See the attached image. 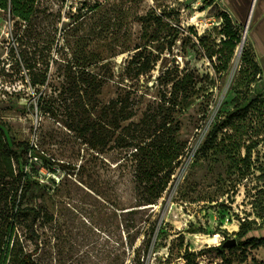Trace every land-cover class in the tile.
<instances>
[{
    "label": "rangeland",
    "instance_id": "obj_1",
    "mask_svg": "<svg viewBox=\"0 0 264 264\" xmlns=\"http://www.w3.org/2000/svg\"><path fill=\"white\" fill-rule=\"evenodd\" d=\"M138 1L144 17L152 8L145 18L135 16L142 24L131 13L117 14L83 46L70 39L78 30L68 20L37 14L25 24L0 9V125L14 150L21 142L38 144L61 164L30 161L39 176L32 181L53 187L44 201L54 221L41 230L38 256L43 264L122 261L126 227L136 219L139 264H186L187 253L191 264H264V246L240 247L264 231V86L256 52L248 39L228 59L222 41L229 14L220 0ZM88 71L100 81L90 101L100 110L129 98L134 123L169 100L189 103L176 113L187 145L181 164L158 205L135 216L126 213L135 193L125 138L116 133L103 153L93 154L68 127H77L84 103L78 90L86 86L67 76ZM215 128L218 138L208 143ZM85 162L82 182L62 166ZM243 224L252 231L241 239ZM215 236L217 243L206 244ZM232 240L233 250L224 246ZM223 246L224 256L215 250Z\"/></svg>",
    "mask_w": 264,
    "mask_h": 264
},
{
    "label": "trees",
    "instance_id": "obj_2",
    "mask_svg": "<svg viewBox=\"0 0 264 264\" xmlns=\"http://www.w3.org/2000/svg\"><path fill=\"white\" fill-rule=\"evenodd\" d=\"M0 9L26 23H29L33 16L29 0H0ZM224 23L226 40L222 41V47L227 52L228 59H231L241 43V26L227 14L224 15ZM197 37L196 34V40L200 43ZM213 55H210L211 60ZM72 58L75 59V56ZM62 62L68 66L74 65L73 59H64ZM257 71L262 74L260 67H257ZM96 76L98 75L82 74L81 77H75L69 74L67 76L68 79L75 80V83L78 81L86 86L85 89L78 90L79 93L83 92L84 103L78 107L75 114L77 127H68L79 132L81 141L88 146L85 151L93 154L103 153L116 133L119 137L125 138L124 159L126 169L133 176L135 193V207L126 213L135 216L143 207L148 209L158 205L181 164L187 145L180 139L181 122L176 113L186 109L189 103L185 99L179 103L169 100L163 107L154 110L152 115L149 114L151 109H148L143 118L138 123H134L131 120L135 118L136 112L131 108L129 98L124 99L119 96L100 110L96 103L90 101L93 95L99 94L100 81ZM167 104L169 107L166 106ZM127 122L130 123L123 126ZM218 134L219 130L215 128L209 135L208 143L215 142ZM16 148L17 150H14L11 147L4 125H0V264H43L44 259L38 256L40 246L43 244L41 230L46 224L54 221L44 197L53 190V187L48 184L41 187L36 180L32 181L35 177L39 179V176L30 168V161L38 159L51 166L61 164L41 150L38 144L21 142ZM87 163L75 166L62 164V166L70 170L78 182H82V176L87 173ZM88 212L86 209L85 213ZM131 222L132 225L126 227L128 236L120 256L122 261L114 258L109 264L140 263V248L136 247V243L142 227H139L136 219ZM148 230L149 235H152L156 226L151 225ZM251 231L243 224L238 236L243 239ZM179 240L183 241V237L180 236ZM250 245L264 246V237L242 241L240 247L245 248ZM31 246H35L32 251ZM234 248L232 247V250ZM215 250L224 256V246ZM47 254L50 260L52 252L48 251ZM189 256L190 254L187 253L184 257L186 264H191Z\"/></svg>",
    "mask_w": 264,
    "mask_h": 264
},
{
    "label": "built area",
    "instance_id": "obj_3",
    "mask_svg": "<svg viewBox=\"0 0 264 264\" xmlns=\"http://www.w3.org/2000/svg\"><path fill=\"white\" fill-rule=\"evenodd\" d=\"M33 9V16L29 23L34 22V15H41V18L51 17L57 19V22L68 20L73 29L77 28L78 35L70 36L71 40L77 45H84L96 33L101 34L108 30V20L112 19L115 23V17L124 16L131 13L134 16L135 23L142 24L137 21L135 16L145 18L152 10L149 6L145 17L141 14V5L138 0H29ZM222 2V0H220ZM134 8H131V6ZM229 14V13H228ZM72 15V17H69ZM230 15V14H229ZM231 16V15H230ZM132 21L133 18H130ZM59 24V23H58ZM113 29V27H111ZM250 24L246 23L241 26L240 37L241 42L245 43L249 39ZM74 56V55H73ZM60 59V55H56V60ZM90 72V71H88ZM91 73V72H90Z\"/></svg>",
    "mask_w": 264,
    "mask_h": 264
},
{
    "label": "crops",
    "instance_id": "obj_4",
    "mask_svg": "<svg viewBox=\"0 0 264 264\" xmlns=\"http://www.w3.org/2000/svg\"><path fill=\"white\" fill-rule=\"evenodd\" d=\"M222 4L236 24H250L249 41L256 52L264 86V0H222Z\"/></svg>",
    "mask_w": 264,
    "mask_h": 264
},
{
    "label": "bare ground",
    "instance_id": "obj_5",
    "mask_svg": "<svg viewBox=\"0 0 264 264\" xmlns=\"http://www.w3.org/2000/svg\"><path fill=\"white\" fill-rule=\"evenodd\" d=\"M218 236H215V237H211V238H208V240H206V244H214V243H217L218 242Z\"/></svg>",
    "mask_w": 264,
    "mask_h": 264
},
{
    "label": "water",
    "instance_id": "obj_6",
    "mask_svg": "<svg viewBox=\"0 0 264 264\" xmlns=\"http://www.w3.org/2000/svg\"><path fill=\"white\" fill-rule=\"evenodd\" d=\"M226 248H232L236 246V240L228 241L227 243L224 244Z\"/></svg>",
    "mask_w": 264,
    "mask_h": 264
}]
</instances>
